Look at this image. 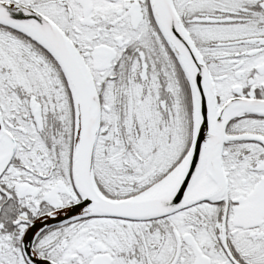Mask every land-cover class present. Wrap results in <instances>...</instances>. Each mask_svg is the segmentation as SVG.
Wrapping results in <instances>:
<instances>
[{"label":"snow or ice","instance_id":"1","mask_svg":"<svg viewBox=\"0 0 264 264\" xmlns=\"http://www.w3.org/2000/svg\"><path fill=\"white\" fill-rule=\"evenodd\" d=\"M0 264H264V0H0Z\"/></svg>","mask_w":264,"mask_h":264}]
</instances>
